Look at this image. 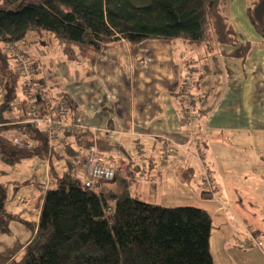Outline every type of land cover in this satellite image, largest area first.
Segmentation results:
<instances>
[{"label":"trees","instance_id":"16d2710c","mask_svg":"<svg viewBox=\"0 0 264 264\" xmlns=\"http://www.w3.org/2000/svg\"><path fill=\"white\" fill-rule=\"evenodd\" d=\"M222 1L0 0V118L14 115L11 104L25 89L11 59L2 51L5 44L25 45L33 33L39 37L51 34L62 42L99 52L122 39L132 44L146 39H180L209 52L217 45H228L234 49L233 57L243 59L251 51V42L242 43ZM246 14L264 47V0H249ZM35 67L36 111L45 115L48 106L59 99L73 105L62 93V98L48 95L45 82L37 75L38 60ZM192 71L198 75L194 81L198 85L200 68L194 66ZM198 97L190 102L195 114H199L200 94ZM180 103L185 108L186 98ZM24 105L29 106L27 97ZM3 130L27 135L36 146L22 148L0 137L2 161L15 164L32 156L47 158L53 186L46 191L39 221L34 224L7 208L8 183L0 180V233H11L12 220L22 222L32 232L27 243L0 252V264H215L210 250L212 217L205 209L146 201L132 195L127 186L120 192L86 187L74 176L76 166L83 164L81 133H65L60 142L62 152L49 154L42 123L0 127ZM205 168L211 189L202 187L201 195L208 198L214 194V185ZM107 182L111 181L97 183ZM259 232L253 229L248 239L257 238L262 245ZM84 247L93 250L82 251Z\"/></svg>","mask_w":264,"mask_h":264},{"label":"crops","instance_id":"0c3cea01","mask_svg":"<svg viewBox=\"0 0 264 264\" xmlns=\"http://www.w3.org/2000/svg\"><path fill=\"white\" fill-rule=\"evenodd\" d=\"M32 36L34 39L30 36L25 47L39 61L37 75L45 82L41 54L31 50L38 38ZM45 36L54 40L51 34ZM260 38L252 41L241 37L242 43L249 41L252 45L243 59L233 57L234 49L228 45H217L209 52L180 39H146L137 44L122 39L99 52L60 42L70 59L68 63L54 57L64 65L61 93L81 109L86 128L80 145L85 150L95 145L100 159L117 170L113 181L95 187L120 192L127 186L138 198L169 205L163 199L184 193L185 188L187 192L196 188L202 197L200 175L204 166L210 171L214 192L224 186L223 180L216 179L230 172L233 157L250 155L243 147H251L249 153L255 163L264 161L260 148L264 147V47ZM237 64L240 68L235 72ZM194 66L202 74L198 85H194L198 78L192 71ZM61 93L56 96L62 98ZM198 94L199 114L192 104L189 108L194 116L191 127L183 119L188 106L182 107L180 100L197 101ZM176 144L183 146L169 153L168 147ZM200 153L202 160L198 158ZM18 164L28 175L11 183L0 179L8 183L7 208L37 224L52 183L50 162L32 156ZM197 166L201 173L195 176ZM118 179L121 182L115 185ZM9 227L10 234L0 233V252L27 243L32 235L20 221H10ZM258 230V237H264ZM251 231L247 228L249 235ZM262 251H256L257 258L264 262ZM224 264L232 263L224 260Z\"/></svg>","mask_w":264,"mask_h":264},{"label":"rangeland","instance_id":"374dc122","mask_svg":"<svg viewBox=\"0 0 264 264\" xmlns=\"http://www.w3.org/2000/svg\"><path fill=\"white\" fill-rule=\"evenodd\" d=\"M248 4L249 0L222 1L225 14L236 30L240 32L241 37L256 41L257 37L260 36L254 30L246 14ZM32 35L36 34L33 33ZM32 35L30 39H34ZM37 38L31 50L34 54H41L42 77L45 79L46 90L52 96H58L61 93L62 84L65 82L64 65L61 66L54 57L63 62L69 63L70 61L66 50L59 46V43L61 42L63 45L64 43L77 44L62 42L55 38L53 40L47 36H37ZM25 49L27 51L26 47ZM56 66L58 67L56 68ZM239 68L240 65L237 64L233 71L237 72ZM243 70L244 66L241 65V71L243 72ZM8 133L13 134L14 132L8 131ZM243 148L247 150L248 153L246 154L250 155L243 158L240 156L233 157L234 166L230 172H225L226 175L223 179H216V182L223 180L224 186L217 188L213 196L199 197L196 188L193 192H187L185 188L184 193L170 195L168 200L163 199L165 202H169L167 203L168 206H195L210 213L212 217L210 250L216 264H224V260L232 264H246L247 261H250L251 264L252 261L257 264H264L257 258L258 252L264 250V237H261L262 245L260 247L258 245L250 247L243 245V242L249 237L247 228L249 230L259 228L261 233H264V161L255 163L251 156L252 152L249 153L251 147ZM260 148L264 153V147ZM234 152L237 153V151ZM18 166V162L9 164L3 161L0 164V179L6 178L10 183L13 180L23 179V176L28 175V172L23 173V170ZM200 171L201 168L197 166L195 176H198ZM120 182L121 180L118 179L115 185ZM81 250L92 251L93 249L92 247H84ZM249 252L254 253L252 256H248L246 253Z\"/></svg>","mask_w":264,"mask_h":264},{"label":"built area","instance_id":"2783aa9c","mask_svg":"<svg viewBox=\"0 0 264 264\" xmlns=\"http://www.w3.org/2000/svg\"><path fill=\"white\" fill-rule=\"evenodd\" d=\"M13 63V71L19 75L23 81L22 87L25 88L19 97L11 104L14 115L10 118L2 116L0 118V127L11 126L15 124L42 123L46 133L48 143V153H55L62 149L60 144L63 135L68 132L74 134H83L85 124L81 109L77 105H70L64 99L50 104L45 115H40L35 109L37 100V87L34 82L36 72L35 59L32 55L26 53L25 45L21 42H11L5 44L2 49ZM26 90V91H25ZM3 95L2 73L0 71V99ZM27 97L29 106L24 105V98ZM191 99L187 98V111L184 114V122L187 125L193 123V113L190 108ZM9 130L0 131V137L9 143H15L22 148L31 149L36 146L35 140L27 135ZM182 144H176L168 147V152L172 153L176 147H182ZM198 158L202 160V153ZM116 168L100 159L98 148L95 145L89 146L84 151L83 164L76 167L74 176L80 179L86 187L94 188L98 181H112L116 176ZM202 187L211 189V180L205 166L200 175ZM256 244L261 246L257 238L246 239L243 245L246 247Z\"/></svg>","mask_w":264,"mask_h":264},{"label":"bare ground","instance_id":"6f19581e","mask_svg":"<svg viewBox=\"0 0 264 264\" xmlns=\"http://www.w3.org/2000/svg\"><path fill=\"white\" fill-rule=\"evenodd\" d=\"M24 45V44H23Z\"/></svg>","mask_w":264,"mask_h":264}]
</instances>
